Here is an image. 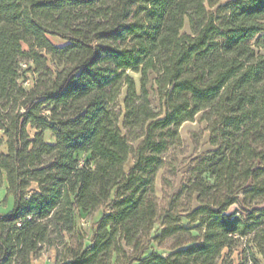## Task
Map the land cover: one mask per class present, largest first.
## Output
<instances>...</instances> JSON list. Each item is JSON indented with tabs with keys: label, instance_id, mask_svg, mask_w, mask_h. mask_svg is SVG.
Returning a JSON list of instances; mask_svg holds the SVG:
<instances>
[{
	"label": "trees",
	"instance_id": "16d2710c",
	"mask_svg": "<svg viewBox=\"0 0 264 264\" xmlns=\"http://www.w3.org/2000/svg\"><path fill=\"white\" fill-rule=\"evenodd\" d=\"M4 186L0 264H264V0H0Z\"/></svg>",
	"mask_w": 264,
	"mask_h": 264
},
{
	"label": "rangeland",
	"instance_id": "374dc122",
	"mask_svg": "<svg viewBox=\"0 0 264 264\" xmlns=\"http://www.w3.org/2000/svg\"><path fill=\"white\" fill-rule=\"evenodd\" d=\"M188 28H186L187 30ZM52 40L57 43V44H63L65 41L62 40L59 37H51ZM29 76L32 78V74H29ZM205 124L199 122V120H195V121H188L185 122L183 124V126L181 127V133L183 136V139L186 143V145L189 146V154H191L192 152H194L195 150V146L194 143L196 140L201 139L200 140V147L198 149V151H206L210 148V145L207 143L208 140V135L209 133L205 131ZM200 135H202V138H200ZM47 139H49V134L46 136ZM199 142V141H198ZM80 157L82 159H85L86 155L81 154ZM133 163V159H131L128 163L129 167L130 165H132ZM158 193L159 195L161 194L160 191V180H158ZM4 195V192L0 191V199H2ZM8 202L6 201V203H1L0 202V210L2 211H6V209L8 208ZM234 208V207H233ZM102 214V210H98L93 217H89L86 215H82V217L79 219V222H81V225L83 227H85L88 232L91 234L93 228H94V222L98 220V218L100 217V215ZM162 252H165V250H161ZM60 254L62 255V253L58 252L56 250L55 247L49 248L48 244H44L42 246V248L40 249V251L38 252L37 255V259H36V264H54L55 261L57 260V258H59ZM237 255V251L234 253V257H236Z\"/></svg>",
	"mask_w": 264,
	"mask_h": 264
},
{
	"label": "crops",
	"instance_id": "0c3cea01",
	"mask_svg": "<svg viewBox=\"0 0 264 264\" xmlns=\"http://www.w3.org/2000/svg\"><path fill=\"white\" fill-rule=\"evenodd\" d=\"M0 191L1 192H4V195H3V197H2V199H0V202L1 203H3L2 201H3V199L5 198V196H6V187L4 186L3 188H1L0 189ZM7 202H8V208L6 209V211H2V210H0V213H6V212H8L9 210H11L12 209V207H13V205H14V195H9L8 197H7V200H6ZM6 203V202H5Z\"/></svg>",
	"mask_w": 264,
	"mask_h": 264
}]
</instances>
